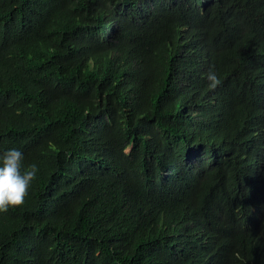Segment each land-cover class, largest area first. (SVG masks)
Masks as SVG:
<instances>
[{"label":"trees","instance_id":"obj_1","mask_svg":"<svg viewBox=\"0 0 264 264\" xmlns=\"http://www.w3.org/2000/svg\"><path fill=\"white\" fill-rule=\"evenodd\" d=\"M13 148L0 264H264V0H0Z\"/></svg>","mask_w":264,"mask_h":264},{"label":"clouds","instance_id":"obj_2","mask_svg":"<svg viewBox=\"0 0 264 264\" xmlns=\"http://www.w3.org/2000/svg\"><path fill=\"white\" fill-rule=\"evenodd\" d=\"M208 87L215 89L221 80L214 70L206 74ZM24 154L18 149H9L0 154V213H7L23 205L32 182L36 179L38 166L33 163L24 167Z\"/></svg>","mask_w":264,"mask_h":264}]
</instances>
